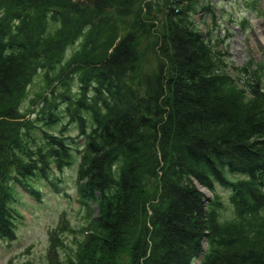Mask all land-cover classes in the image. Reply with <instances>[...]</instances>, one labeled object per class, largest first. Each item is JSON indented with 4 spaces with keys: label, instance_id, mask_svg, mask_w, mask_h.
I'll use <instances>...</instances> for the list:
<instances>
[{
    "label": "trees",
    "instance_id": "obj_1",
    "mask_svg": "<svg viewBox=\"0 0 264 264\" xmlns=\"http://www.w3.org/2000/svg\"><path fill=\"white\" fill-rule=\"evenodd\" d=\"M85 1L86 11L72 0H0V238H14L15 187L34 193L36 178L75 153L77 199L98 231L86 264H116L122 252L129 264H264V236L221 226L219 203L200 191L225 190L238 215L264 208L260 81L240 87L223 68L193 17L207 12L203 0ZM112 6L131 18L117 42L92 17ZM40 69L42 108L29 124L20 105Z\"/></svg>",
    "mask_w": 264,
    "mask_h": 264
},
{
    "label": "rangeland",
    "instance_id": "obj_2",
    "mask_svg": "<svg viewBox=\"0 0 264 264\" xmlns=\"http://www.w3.org/2000/svg\"><path fill=\"white\" fill-rule=\"evenodd\" d=\"M72 1L80 3L82 11H86L83 5L85 0ZM148 1L156 8L160 7V0ZM203 6L207 12L193 17L200 31L212 39L223 68L240 87L250 83V79L260 81L264 87V0H203ZM92 17L99 28L106 27L105 38L113 42L125 35L131 19L128 14L121 15L114 6ZM44 20L46 34H53L57 25L52 23L49 13H46ZM87 31L81 30L82 39L70 43L65 49V61L73 53L81 51ZM43 75L42 69L36 71L24 87L20 105L24 117L22 122L33 124L42 108L41 96L45 92ZM46 95L50 99L49 94ZM68 131L72 136L76 134L73 126ZM37 134L35 131L33 137L38 145L41 140ZM80 162L81 156L72 153L68 166L62 167L59 172L52 169L47 179L36 178L34 193L15 187L14 238L11 241L0 238V264H86L91 247L96 255V215L90 212L92 209L88 205L77 201ZM52 179L56 180L55 184L49 182ZM146 187L147 193L154 191L153 185ZM201 190L210 201L219 203L217 217L221 226L246 230L249 237L264 236V208L238 215L228 192L216 188L217 197H214L215 194ZM88 240L92 243L86 250L84 244ZM203 249L204 255L208 251L205 244ZM116 259V264H129L124 252ZM201 259L199 257L194 264H200Z\"/></svg>",
    "mask_w": 264,
    "mask_h": 264
}]
</instances>
